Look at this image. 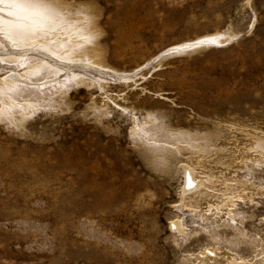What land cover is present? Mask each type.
I'll list each match as a JSON object with an SVG mask.
<instances>
[{"label":"rangeland","instance_id":"1","mask_svg":"<svg viewBox=\"0 0 264 264\" xmlns=\"http://www.w3.org/2000/svg\"><path fill=\"white\" fill-rule=\"evenodd\" d=\"M68 1L95 8L110 68L61 70L58 82L44 71L8 94L11 118L34 113L20 128L0 121V264H264V163H242L228 208L217 211L214 189L179 197L183 165L202 173L220 144L240 163L247 132L264 135V0ZM225 32L235 35L219 47L172 51ZM2 56L0 80L47 58ZM60 89L59 109L44 104ZM209 133L215 145L201 150ZM149 148L166 151L168 168L153 169Z\"/></svg>","mask_w":264,"mask_h":264},{"label":"bare ground","instance_id":"2","mask_svg":"<svg viewBox=\"0 0 264 264\" xmlns=\"http://www.w3.org/2000/svg\"><path fill=\"white\" fill-rule=\"evenodd\" d=\"M51 3L54 6L44 8L39 5L37 0H0V55L4 56L1 57V60H9L17 66H21L27 63L29 52L36 50H42L47 57L30 61L24 74H16L0 80V121L7 119L17 128L25 124L27 118L34 113V107L28 104L27 110H23L13 118L10 117V110L17 104L8 94L13 93V89L18 86L19 82L30 81L31 78L40 76L44 71L47 75L55 77L53 81L58 82L56 74L61 70H65L69 75V71L76 68L77 70L93 69V67L110 68L105 58V50L99 40L102 31L96 28L93 22L96 17L95 8L88 3L75 5L68 0H51ZM251 3L252 0L245 2L248 6H251ZM234 35L233 32L206 35L195 41H186L173 46L172 51L196 53L210 47L224 45ZM163 56L164 54L160 55L157 60H161ZM73 79L78 84L87 86L93 84V82L86 83L80 74L74 75ZM56 93L59 96L56 100H51L52 103H49L46 98L43 99L44 104L50 105L52 109L60 108L61 97L65 93V89L57 90ZM147 114H149L147 120L142 124L154 122V115ZM230 126L239 132L245 131L242 130L243 124L230 122L228 127ZM144 131L142 128H135L134 132L138 135ZM246 136L249 139L242 140L243 142L240 144L242 147L239 148L242 157L240 163L236 162L233 155L223 153L224 145L220 144L222 145L219 148L221 154L218 153L214 158L209 157L198 161L197 165L200 164L202 173H198L193 166L187 164L182 166L183 186L179 191L182 203L197 198L208 199V189H214L220 192V196L216 198L214 204L217 211L230 206L233 200L232 195L236 193V186L230 182L235 181L237 171L242 167V163L247 161L251 164L264 163V135L254 134V132L249 135L247 132L244 139ZM215 137L214 133H209L197 138L198 147L205 150L214 146ZM233 141L235 142V140ZM145 152L146 158L154 170H158L160 167L168 168L166 164L171 158L166 155L164 149L149 148ZM172 225L178 233H183L180 221L174 220ZM217 250V248L208 249L209 253L215 255H217ZM203 255L207 256L205 252ZM227 264L240 263L230 259Z\"/></svg>","mask_w":264,"mask_h":264},{"label":"snow or ice","instance_id":"3","mask_svg":"<svg viewBox=\"0 0 264 264\" xmlns=\"http://www.w3.org/2000/svg\"><path fill=\"white\" fill-rule=\"evenodd\" d=\"M37 2L39 3V5H40L41 7H44V8L54 6V5L51 3V0H37Z\"/></svg>","mask_w":264,"mask_h":264}]
</instances>
